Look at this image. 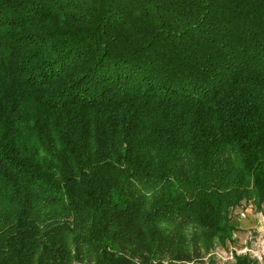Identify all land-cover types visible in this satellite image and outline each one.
<instances>
[{"label": "trees", "instance_id": "obj_1", "mask_svg": "<svg viewBox=\"0 0 264 264\" xmlns=\"http://www.w3.org/2000/svg\"><path fill=\"white\" fill-rule=\"evenodd\" d=\"M249 201L264 0H0V264L189 261Z\"/></svg>", "mask_w": 264, "mask_h": 264}, {"label": "rangeland", "instance_id": "obj_2", "mask_svg": "<svg viewBox=\"0 0 264 264\" xmlns=\"http://www.w3.org/2000/svg\"><path fill=\"white\" fill-rule=\"evenodd\" d=\"M242 212L246 214L244 218L240 216ZM262 216L264 217V205L259 209L253 201H249L233 212L232 220L237 228L225 245L216 242L209 249H199L191 260L177 264H236V256L241 255L246 248H252L253 241L260 236L259 228L264 224ZM251 259L256 264H264V258Z\"/></svg>", "mask_w": 264, "mask_h": 264}, {"label": "built area", "instance_id": "obj_3", "mask_svg": "<svg viewBox=\"0 0 264 264\" xmlns=\"http://www.w3.org/2000/svg\"><path fill=\"white\" fill-rule=\"evenodd\" d=\"M240 216L244 218L246 216L245 212L240 213ZM264 221V217L262 216ZM260 236L253 241L252 248H246L241 255H248L251 258L262 260L264 258V224L260 228ZM252 237H250L251 241ZM247 243V241H245Z\"/></svg>", "mask_w": 264, "mask_h": 264}]
</instances>
